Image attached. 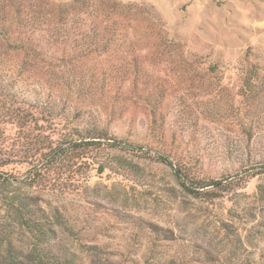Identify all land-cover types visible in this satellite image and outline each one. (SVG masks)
<instances>
[{
	"label": "rangeland",
	"instance_id": "obj_1",
	"mask_svg": "<svg viewBox=\"0 0 264 264\" xmlns=\"http://www.w3.org/2000/svg\"><path fill=\"white\" fill-rule=\"evenodd\" d=\"M0 174V260L264 264V0H0Z\"/></svg>",
	"mask_w": 264,
	"mask_h": 264
},
{
	"label": "trees",
	"instance_id": "obj_2",
	"mask_svg": "<svg viewBox=\"0 0 264 264\" xmlns=\"http://www.w3.org/2000/svg\"><path fill=\"white\" fill-rule=\"evenodd\" d=\"M101 141H99V139H90L88 141H81L78 142L76 144H74V147L77 148H88V147H93L96 145H99ZM120 144V142H112L109 144V146L111 147H116ZM161 161L165 164H167L168 166H170L172 168V163L170 161H167V159H161ZM173 175L175 177V179L191 194L193 195H199L202 194L204 192H207L208 189H210V186H218L220 182L217 181H211L210 183H206L203 180H189V181H185V179H183V176L181 175V173L177 170L174 169L173 170ZM2 176V174H0V177ZM206 194V193H205ZM27 224V223H26ZM21 227H28V225H19ZM29 228V227H28ZM10 248V252L8 254V258L4 259V260H0V264H49L48 263V259H42V250L37 249L36 247H34L33 249H31L27 255L25 257H21L22 260H20L21 258L18 257V255L13 254L12 249L13 246L12 244H9ZM67 259H64L63 262L65 264H67ZM51 264V263H50Z\"/></svg>",
	"mask_w": 264,
	"mask_h": 264
},
{
	"label": "water",
	"instance_id": "obj_3",
	"mask_svg": "<svg viewBox=\"0 0 264 264\" xmlns=\"http://www.w3.org/2000/svg\"><path fill=\"white\" fill-rule=\"evenodd\" d=\"M98 173H101V169H98Z\"/></svg>",
	"mask_w": 264,
	"mask_h": 264
}]
</instances>
